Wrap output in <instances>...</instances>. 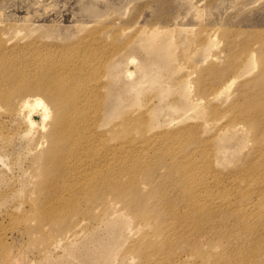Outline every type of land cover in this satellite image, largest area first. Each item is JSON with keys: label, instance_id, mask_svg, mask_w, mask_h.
<instances>
[{"label": "rangeland", "instance_id": "obj_1", "mask_svg": "<svg viewBox=\"0 0 264 264\" xmlns=\"http://www.w3.org/2000/svg\"><path fill=\"white\" fill-rule=\"evenodd\" d=\"M152 29L160 31L161 39H168L174 53L180 57L167 64L161 62L155 82L143 79L137 84L139 71L130 75L125 64L129 58L138 66L153 58L143 40V33ZM0 33H4L6 48L37 42L41 50L65 49L67 52L84 44L83 51L92 50L99 54L97 60L106 64L110 61L107 70L113 75L103 74L100 83L104 78L103 107L115 105L112 102L117 104V114L102 129L107 131L115 124L109 136L111 141L126 142L134 148L146 138V128L151 129V133H167L192 126L196 130L195 141L189 140L186 145L183 142L177 150H195L194 157L207 165L209 171L204 181L210 179L208 188L213 197L228 194L235 187L241 188V197L231 202L244 205V211L240 217L234 210L206 204V214L201 215V226L206 230L196 234L184 227L186 232H179L183 238H177L176 245L182 251L179 255H185L182 262L235 264L237 260L236 264H264V186L257 185V182L264 184V170L254 168L264 161V123L256 128L239 119L237 121L245 125L243 131L226 130L229 126L220 129L231 117L221 118L217 109L209 111L210 105L229 108L231 102H237L234 101L237 88L254 82L259 67L236 79L227 91L219 93L210 103L204 99L205 103L198 108L190 106L177 111L169 108L180 105L178 95L184 88L187 71L190 79L186 84L191 86V97L197 92L198 96L206 97L215 92L206 89L210 87L206 82L212 84V76L204 79L201 74L212 65L222 67L232 46L237 59L244 48L258 57L264 47V0H0ZM208 35L215 38V47L201 45ZM97 42L99 47L87 45ZM239 68L243 74L241 65ZM197 87L203 91H198ZM161 90L167 93L162 95ZM153 113H157L154 118ZM103 119L104 116L100 124ZM130 119L136 121L135 129L124 133ZM2 120L6 119L0 113V122ZM20 125V129L25 128L24 124ZM118 131L124 135L117 136ZM8 137L4 139L8 155L0 150V264L7 254L16 255L20 264H50L58 256L62 257L61 264H139V256L135 252L133 256L127 248L130 240L120 246L123 232H120L121 239L111 261L102 262L96 256L100 252L96 242H106L114 236L102 222L85 224L84 232L80 230L81 235L66 246L69 255L66 250H61L57 256L44 253L50 241L72 227L74 220L69 217L73 215L50 218L38 190L29 198L30 176L37 174L42 162L29 168L34 151L28 149L27 138L19 139L15 130ZM141 156L134 157L139 161L146 157ZM137 196L146 210L160 209L157 201H144L139 194ZM121 212L133 225L132 233L136 232L132 240L144 244L141 234L151 233L150 226L140 223L135 207L130 213L125 209ZM114 227L119 228V224ZM240 246L242 253L238 251ZM124 250L132 261L122 257ZM150 252L157 254L152 264H169L171 262L162 260L171 261L177 249L165 246L161 253Z\"/></svg>", "mask_w": 264, "mask_h": 264}, {"label": "bare ground", "instance_id": "obj_2", "mask_svg": "<svg viewBox=\"0 0 264 264\" xmlns=\"http://www.w3.org/2000/svg\"><path fill=\"white\" fill-rule=\"evenodd\" d=\"M143 35L146 49L153 54V58L149 63L139 66L133 58H129L125 64L128 74L139 71L137 84L143 79L155 82L161 69L160 63L167 64L175 57H180V54L174 53L168 39H161V32L157 29L144 32ZM214 40L212 35H208L201 45L215 47ZM5 45L4 33H0V113L6 119L0 122V150L8 155L4 139L9 138L8 134L13 130L19 139L27 138L28 149L34 151L29 159V168L42 162L37 174L30 176L29 198L37 194L38 190L43 195V206L48 217L61 218L64 214L74 216L69 217L74 220L72 227L61 231L50 241L44 253H55L57 256L61 250H66L69 255L66 246L81 235L80 230L84 232L85 224L102 222L114 233L113 238L106 242H96L100 249L96 256L102 262L111 261L121 239L120 232H123L124 240L120 246L130 240L127 248L132 255L135 252L139 256V264H152L157 254L150 250L161 253L165 246L171 250L177 249V254L171 261H162L185 264L182 262L185 255H179L182 251L176 245L177 238H183L179 232L185 233L184 227L189 233L196 231V234L206 230L201 226V215L204 216L208 209L206 204L234 210L236 215L242 217L240 213L244 211V205L231 202L241 197L242 189L235 187L228 194L213 197L211 188H208L210 179L204 181L209 171L207 165L194 157L192 153L195 150H177L183 142L186 145L189 140L195 141L196 130L192 126L167 133H151V129L146 128V138L134 148L126 142L111 141L109 136L115 124L107 131L102 129L117 114V104L112 102L115 105L103 107L101 90H105L104 78L100 83L103 74L109 77L113 75L107 70L110 61L106 64L97 60L99 54L92 50L83 51L84 44L67 52L65 49L41 50L37 42L16 44L9 48ZM87 45L99 47L100 43ZM232 48L222 67L212 65L205 69V74H201L205 76L204 79L212 76V84L206 82L210 86L206 89L215 92L206 97L198 96L197 92L191 97V86L187 87L186 84L190 79V72L187 71L184 88L178 95L180 105H170L171 111L190 106L198 108L205 100L210 103L219 93L227 91L236 79L251 73L258 66L254 82H247L237 88L234 96L237 102H231L229 108L210 105L209 111L217 109L221 118L231 117L220 129L229 126L226 130L243 131L245 125L237 121L239 119L252 123L256 128L263 126L264 47L258 57L253 51L244 48L238 59ZM178 67L182 66L178 64ZM238 70L240 73H237ZM166 93L167 90H161L162 95ZM156 115L153 113L152 117ZM21 123L24 129H20ZM135 124L136 121L128 120L123 132L133 129ZM116 135L124 134L118 131ZM140 155L146 157L141 158V161L134 157ZM254 168L264 170V161ZM257 185L264 186L262 182H257ZM137 194L144 201H157L160 209L146 210ZM134 196H137L136 199ZM134 207L140 223L152 229L151 233L144 231L141 234L144 244H140V240H132L136 232L132 233L133 225L121 212L125 209L130 213ZM117 223L119 228L114 227ZM238 251L243 252L241 246ZM122 255L124 259L132 261L125 250ZM16 258V255L7 254L3 256L2 264H20ZM61 258L56 257L54 263L50 264H61ZM233 263L236 264L237 260Z\"/></svg>", "mask_w": 264, "mask_h": 264}]
</instances>
